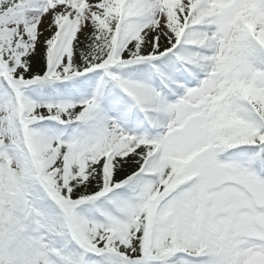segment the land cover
Listing matches in <instances>:
<instances>
[{
    "label": "snow or ice",
    "instance_id": "6c2138e0",
    "mask_svg": "<svg viewBox=\"0 0 264 264\" xmlns=\"http://www.w3.org/2000/svg\"><path fill=\"white\" fill-rule=\"evenodd\" d=\"M0 264H264V0H0Z\"/></svg>",
    "mask_w": 264,
    "mask_h": 264
}]
</instances>
